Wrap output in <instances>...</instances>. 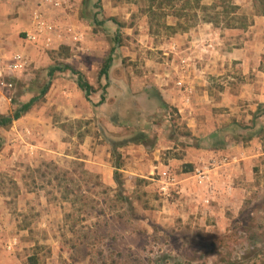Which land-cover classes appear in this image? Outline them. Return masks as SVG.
I'll list each match as a JSON object with an SVG mask.
<instances>
[{"label": "rangeland", "instance_id": "1", "mask_svg": "<svg viewBox=\"0 0 264 264\" xmlns=\"http://www.w3.org/2000/svg\"><path fill=\"white\" fill-rule=\"evenodd\" d=\"M232 1L248 17V28L227 29L222 18L215 27L205 22L202 12L190 8L187 19L197 15L198 22L189 20L187 25L193 27L176 33L174 10H156L153 15L145 0H71L73 7L64 11L63 23L85 33L92 50L87 56L76 54L75 59L99 63L112 53L135 75L160 67L187 82L193 61L183 54L190 40L180 36L212 25L238 32L227 37L232 48L253 43L252 61L257 57L260 66L248 71L234 65L211 82L213 99L196 105L200 111L193 124L198 125V137L172 106L138 125L149 133L148 146L156 145L163 127L174 129L170 140L169 133H160L171 141L172 149L157 153L158 160L153 155L147 166L130 164L127 151L112 145L111 140L136 138L140 132L133 126L115 134L103 121L97 125L72 121L61 124L66 133L54 134L53 140L36 130L12 129L16 121L10 129H0L1 256H16L20 264H264V102L231 97L247 95L256 80L264 81L260 74L264 54L259 50L264 42L254 41L255 35L249 33L255 17L262 16L253 0ZM213 2L201 0L205 6ZM55 52L50 56L52 65L34 72L39 94L49 82V70L72 56L68 49ZM41 73L47 79H40ZM181 80L176 85L185 89ZM29 82H19L5 115L39 95ZM47 145H55V150ZM189 147L201 148L207 155L212 150L229 154L207 165L233 172L232 195L225 189L223 200L212 187L196 188L191 196L178 193V183L172 179L192 173L194 167L167 161L186 155ZM96 159L102 163L95 164ZM160 162L169 166L168 173L161 171ZM206 193L209 197L204 199ZM15 238L18 242L9 252V242Z\"/></svg>", "mask_w": 264, "mask_h": 264}, {"label": "crops", "instance_id": "2", "mask_svg": "<svg viewBox=\"0 0 264 264\" xmlns=\"http://www.w3.org/2000/svg\"><path fill=\"white\" fill-rule=\"evenodd\" d=\"M40 5L41 0H0V60H3L5 64H9L16 55H22L29 61V67L26 70L14 74L15 87L11 94L14 95L19 82L23 83L30 80L28 85H32V91H36L38 95V89L34 86L39 83L34 72L47 69L52 65L50 56L53 52L60 53L64 49H68L72 53V56L66 57L65 63L82 72L97 91L88 99L78 87L76 76L69 71L56 72L54 77L48 79L49 82L46 83L49 86L47 94L27 114L15 122L12 129L21 127V130L23 127L27 128V132L36 130L41 134H50L52 140L55 138L54 134L60 136L66 133L60 127L61 124L72 121H93L95 125L101 124V121H103L108 132L115 134L122 131V128H126V126H133L135 131H138V125L146 123L147 118L154 116L156 112L166 111L165 106H172L177 109V112L183 117L182 119L187 121L186 125L192 135L198 137V125L193 124V118H198L200 111L198 110L199 106L196 105H206L209 100L213 99L210 92L211 82L215 78L225 75L227 71L234 68V65L248 71L260 66V59L257 57H254L252 61L254 56L253 43L244 42L243 47L237 48H232L229 44L230 40L227 37L232 34L238 35L236 30H221L212 28V25H206L180 36L181 39L190 40V42H186L187 46L183 54L187 57L186 60L193 61L190 66L191 72L187 75V82L181 80V76L177 77L172 70L164 69L162 71L160 67H155L154 72L147 69L144 76L135 75L128 66H125L122 58L117 56L113 57L108 78L102 77L99 81L103 60L99 63H87L88 61L84 58L75 59L78 56L76 54L87 56L92 53L86 35L82 31L73 30L71 35L67 33L61 40L56 39L50 47H46L42 38L37 44L27 41L28 35H34L37 32L33 13L38 9L43 10L51 20L59 22L64 29H70V25H67L66 22L63 23L64 16L67 17V15H64V11H57L50 7L41 8ZM254 21L249 33L255 35L256 39L254 41L258 39L260 42H264V17H255ZM76 35L81 36V42L78 44L73 41ZM204 50L208 53L207 55L203 53ZM259 50H262L261 53L264 54V49L261 46ZM3 72L6 73V70ZM42 74L38 77L40 79L46 78ZM260 74L264 77V72ZM105 80L107 84H104ZM177 80L186 83L184 85L185 89L177 87ZM100 84L107 85L104 103H100L104 94L99 90ZM245 93L249 96L230 95L237 100L249 97L248 99L263 103L264 81L256 80L252 85V89L250 88ZM220 95L223 96V93ZM8 96L9 92H5L4 89L0 88V114L2 115L7 114L11 108V100ZM187 100L188 102H186ZM148 110L150 111L148 112ZM59 117L63 119L62 122H59ZM0 129L3 128L0 127ZM140 129V134L136 137L137 139L139 137V142L135 141V136L130 140H123L119 143L111 140L112 145L127 151V156L130 155L128 157L130 164L147 166L148 163L150 164L153 155L155 160H158L157 153L172 149V143L169 140L174 135V129L168 127L160 129L162 134L169 133L167 134L169 140L164 139L165 137H162L159 133V140L155 146L146 144V135L149 133L144 128ZM48 143H50V140H48ZM54 147L48 146V149L51 148L50 150L54 151ZM177 148L179 149L180 146L178 145ZM152 151H154V154L151 153ZM206 152L201 148L192 149L189 147L186 150V155L182 153L180 157H174V159L167 161L168 163H174V165L176 163L178 165L190 164L194 167L192 173H185L175 179L178 183L176 187L178 193L185 192L191 196L195 194L193 191L196 188L208 187L210 189L212 187V189H216L215 192L218 198L223 199L226 194L228 196L232 195L233 189L230 180L233 178V172L226 167L211 169L207 165L213 159H219V155L230 157L229 154L220 150H212L208 155ZM97 159L95 164L100 165L102 161ZM159 164L160 167H163L161 171L165 174L169 172V166H165L161 162ZM202 175L204 178L201 177ZM246 177L248 178V175ZM207 194L204 199L209 197ZM188 209L192 211L191 207ZM16 240L15 238L9 242V247L12 250L15 249L13 246ZM9 247L7 249L11 252L12 250ZM0 264H20V261L16 256L5 257L0 255Z\"/></svg>", "mask_w": 264, "mask_h": 264}, {"label": "trees", "instance_id": "3", "mask_svg": "<svg viewBox=\"0 0 264 264\" xmlns=\"http://www.w3.org/2000/svg\"><path fill=\"white\" fill-rule=\"evenodd\" d=\"M149 4L148 12L154 15L156 10L164 11L166 9L174 10L176 18L178 19L176 33L185 32L189 28L193 27L187 25L189 20H194L198 22V16L195 15L193 18H188L185 15L188 9H197L202 12L204 20L207 23L213 24L215 27H219L220 23L225 22V28L227 29H246L250 26L249 19L246 15L240 14V7L235 5L232 0H214L213 4L210 6L202 5L201 0H145ZM254 8L259 16L264 17V0H253ZM165 14L163 13V16ZM155 17V16H154ZM222 18V19H221ZM184 21V22H183ZM195 21V23H197ZM113 56L112 53L104 60L100 73L99 81L102 77L108 78L109 70L112 66ZM71 72L77 78L78 87L85 93L86 97L89 99L90 96L97 90L89 83L86 76L74 69L71 65L63 64L60 67L51 68L49 70V77L53 78L56 72ZM107 86H102L100 84L99 90ZM49 86H44L41 89L40 95L32 98L28 103L19 104L12 114L2 115L0 114V127L8 130L13 126L15 121L20 120L25 114H27L36 104H38L43 97L47 94ZM105 91L102 96L101 102L104 103ZM163 105H165L163 103ZM136 142H139V138H135ZM252 139V138H251ZM119 169V166H115ZM117 181V180H116Z\"/></svg>", "mask_w": 264, "mask_h": 264}, {"label": "built area", "instance_id": "4", "mask_svg": "<svg viewBox=\"0 0 264 264\" xmlns=\"http://www.w3.org/2000/svg\"><path fill=\"white\" fill-rule=\"evenodd\" d=\"M41 8L50 7L54 10L66 11L72 9L71 0H41ZM33 20L36 25V34L28 35L27 41L37 44L40 38L44 40L46 47L52 46V44L57 39L58 41L62 39L67 33L70 35L73 33V28L64 29L59 23L50 20V18L44 13L43 10L38 9L33 13ZM74 35V34H73ZM73 41L78 44L81 42V36L76 35ZM29 67V61L22 55H16L12 62L5 64L3 60H0V88L4 89L5 92H9V100H12V94L15 87V82L13 80L14 74L19 71H24ZM6 70V73L3 72ZM181 87V83H179ZM200 175V174H198ZM204 178V176H201ZM175 182V179H172ZM16 244V243H14ZM9 249H12L9 247Z\"/></svg>", "mask_w": 264, "mask_h": 264}]
</instances>
